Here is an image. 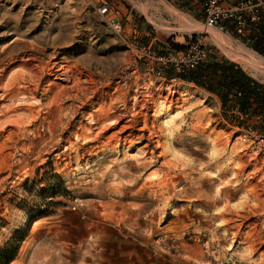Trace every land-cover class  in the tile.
I'll list each match as a JSON object with an SVG mask.
<instances>
[{
  "label": "rangeland",
  "instance_id": "obj_1",
  "mask_svg": "<svg viewBox=\"0 0 264 264\" xmlns=\"http://www.w3.org/2000/svg\"><path fill=\"white\" fill-rule=\"evenodd\" d=\"M102 2L119 32L96 14ZM186 8L0 0V89L27 80L15 98L0 90V244L26 233L10 264H264L261 116L169 78L157 58L189 62L196 44L264 85V55ZM123 72L109 109H130L138 89L139 115L101 131L90 116Z\"/></svg>",
  "mask_w": 264,
  "mask_h": 264
},
{
  "label": "trees",
  "instance_id": "obj_2",
  "mask_svg": "<svg viewBox=\"0 0 264 264\" xmlns=\"http://www.w3.org/2000/svg\"><path fill=\"white\" fill-rule=\"evenodd\" d=\"M175 48L183 45L173 44ZM178 51V50H175ZM264 54V52H260ZM218 95L222 102H234L233 106L248 116H261L264 127V85L250 77L239 65L228 59L199 61L194 67L176 71L173 67L166 73ZM26 233L18 232L0 244V264H10L18 255Z\"/></svg>",
  "mask_w": 264,
  "mask_h": 264
},
{
  "label": "built area",
  "instance_id": "obj_3",
  "mask_svg": "<svg viewBox=\"0 0 264 264\" xmlns=\"http://www.w3.org/2000/svg\"><path fill=\"white\" fill-rule=\"evenodd\" d=\"M96 14L101 17L103 24L115 32L120 31L119 19L116 16L107 17L110 6L102 2L95 7ZM204 19L206 28H216L219 31H227L229 25H234L236 34L240 35L247 27V23H257L264 17V0H241L234 5H225L223 0H205L203 3ZM194 57L185 62L177 59L174 51L157 58L163 63H169L176 71L194 67L199 61L206 58L205 51L196 44L192 47Z\"/></svg>",
  "mask_w": 264,
  "mask_h": 264
},
{
  "label": "bare ground",
  "instance_id": "obj_4",
  "mask_svg": "<svg viewBox=\"0 0 264 264\" xmlns=\"http://www.w3.org/2000/svg\"><path fill=\"white\" fill-rule=\"evenodd\" d=\"M29 60V59H28ZM60 65L58 63H55L54 64V70L56 69V71H66L68 70L69 68H60L59 67ZM34 68H36L34 66ZM5 72H3V75H4ZM3 77V76H2ZM1 77V78H2ZM0 78V79H1ZM40 78V77H39ZM127 79H128V74L124 73L119 77V81H117V85H116V89H115V92L113 95L109 96V103H107L106 100H104L102 103L99 104V107L98 109L95 111V114H92L90 116V119L92 121V125L93 126H99V128L102 130H106V128L108 127L107 125H105V123L108 121V120H111V127H117L121 121L126 118L128 116L129 113H131L132 117L134 119H137V115H139V112L137 111L138 108L140 107V95L142 94L141 91H139L138 89L134 90L133 91V94H132V99H133V104H132V107L129 109L127 108V105L124 103L123 107L122 108H110L114 103L117 102V100L119 99H123L125 93L122 92V86L127 82ZM26 79L23 78L22 76H18V77H14L11 82L8 84V85H3L4 86V89H0L2 91H4L3 93L6 94V95H11L12 97H17L19 94L17 92H14L13 91V86L15 84H19L21 82H25L26 83ZM0 83H1V80H0ZM93 84V83H92ZM16 88V87H15ZM148 89V88H147ZM23 90V89H22ZM27 90V89H26ZM18 91V90H17ZM97 91V90H96ZM94 92V90H93ZM170 92V91H169ZM23 94V93H22ZM117 94V95H115ZM5 95V96H6ZM151 96V95H150ZM4 98V97H3ZM86 98V97H85ZM26 100H29L28 98ZM19 102V101H18ZM22 102V101H21ZM23 102H26V101H23ZM123 102H126L125 100ZM18 107V106H17ZM25 107H28L27 109L31 112L32 111V107L31 106H21L20 108H25ZM19 108V107H18ZM13 109V108H12ZM17 109V108H16ZM3 110V109H2ZM11 110V109H10ZM15 110V109H14ZM9 111V110H8ZM1 112V111H0ZM140 117V116H139ZM133 122V121H132ZM108 123V122H107ZM109 124V123H108ZM146 129H148V126L145 125L144 126ZM151 127L153 128L154 126L151 125ZM127 128H132L131 125L130 126H123L122 129H120L121 131L122 130H125ZM143 129V128H141ZM154 130V129H153ZM152 131V130H151ZM153 132V131H152ZM253 159V157H252ZM251 159V160H252ZM253 162V161H252ZM255 162V161H254ZM261 163V166L262 168L264 167V162H260ZM255 164V163H254ZM263 171V170H262Z\"/></svg>",
  "mask_w": 264,
  "mask_h": 264
},
{
  "label": "crops",
  "instance_id": "obj_5",
  "mask_svg": "<svg viewBox=\"0 0 264 264\" xmlns=\"http://www.w3.org/2000/svg\"><path fill=\"white\" fill-rule=\"evenodd\" d=\"M173 2L174 5H177L179 7H187V12L190 16H192L195 20H203L204 19V11H203V3L205 0H170ZM225 5H230L226 0H223ZM234 2L233 4H235ZM232 5V4H231ZM235 32L234 25H229L227 27V31ZM238 35V34H236ZM248 47L255 51V52H264V17L258 21L257 23H247V27L244 30V32L240 35ZM187 44V43H186ZM179 45H183V48H174V50H184L186 49V45L183 43H180ZM262 54V53H261ZM264 55V54H263Z\"/></svg>",
  "mask_w": 264,
  "mask_h": 264
}]
</instances>
